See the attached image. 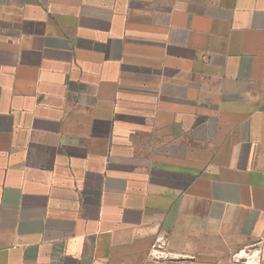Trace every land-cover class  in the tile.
Here are the masks:
<instances>
[{
  "label": "crops",
  "instance_id": "crops-1",
  "mask_svg": "<svg viewBox=\"0 0 264 264\" xmlns=\"http://www.w3.org/2000/svg\"><path fill=\"white\" fill-rule=\"evenodd\" d=\"M0 264H264V0H0Z\"/></svg>",
  "mask_w": 264,
  "mask_h": 264
},
{
  "label": "built area",
  "instance_id": "built-area-1",
  "mask_svg": "<svg viewBox=\"0 0 264 264\" xmlns=\"http://www.w3.org/2000/svg\"><path fill=\"white\" fill-rule=\"evenodd\" d=\"M252 257L250 258V261H254L255 259H254V255L252 254L251 255Z\"/></svg>",
  "mask_w": 264,
  "mask_h": 264
}]
</instances>
